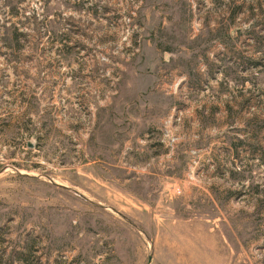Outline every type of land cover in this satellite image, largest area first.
<instances>
[{"label": "rangeland", "instance_id": "374dc122", "mask_svg": "<svg viewBox=\"0 0 264 264\" xmlns=\"http://www.w3.org/2000/svg\"><path fill=\"white\" fill-rule=\"evenodd\" d=\"M0 264H264V0H0Z\"/></svg>", "mask_w": 264, "mask_h": 264}, {"label": "water", "instance_id": "95a60500", "mask_svg": "<svg viewBox=\"0 0 264 264\" xmlns=\"http://www.w3.org/2000/svg\"><path fill=\"white\" fill-rule=\"evenodd\" d=\"M150 261H151V257L149 258V263H150Z\"/></svg>", "mask_w": 264, "mask_h": 264}]
</instances>
